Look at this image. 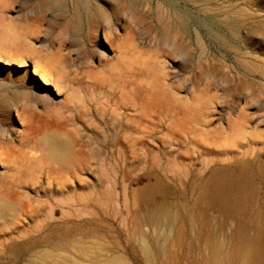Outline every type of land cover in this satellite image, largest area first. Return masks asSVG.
I'll return each instance as SVG.
<instances>
[{
    "label": "rangeland",
    "instance_id": "1",
    "mask_svg": "<svg viewBox=\"0 0 264 264\" xmlns=\"http://www.w3.org/2000/svg\"><path fill=\"white\" fill-rule=\"evenodd\" d=\"M53 1H57L58 3L60 2V5L64 4L63 6H61L62 9L59 8L60 5L55 6ZM112 1L114 4L112 3ZM112 1L11 0L9 9H7L9 6L5 7V9L2 8L3 10L0 7V9L2 10H0V15H2L9 23H11L14 26L15 30H18V32L20 30V32L28 31V33H25V38L27 39L29 44V51L22 50L23 48L21 46H6L7 49L4 51L5 54H1L2 56L0 57L2 61L0 62V144L6 145L10 142V139H13L16 141L17 145H20L19 141L27 138L28 140H24V144H27L26 146L31 147L29 148V150L28 147H24L25 149H27H24L26 155L29 158H31V156H34V159L32 160H35L36 158V161H43L42 163L45 164V166H43L44 168L42 167L39 170L35 171L37 174H35L34 171H26L28 173H25V171L22 170L24 177L27 174L25 179H22L23 175L21 174V171L20 175H18L19 173L17 172H19V170L17 171L16 169H14L13 164H7V166L5 165V167L0 166V192H2V189L11 188V192L7 194V199L13 200L14 197H17L19 201H26L34 209L33 216L27 218L20 226L21 229L27 230L29 234L28 237H25L26 239L16 241L17 245H22L23 242H33V244H30L28 246V248L26 249L27 253L24 257L19 258L18 254L20 253L18 252L20 249H15L16 251H18L16 252L15 250H12V252H10L12 254V259L6 257L4 261H0V264H19L18 262L20 260L21 264H30V262H32L31 259H33V256L34 263L32 262L31 264H37L38 262L39 264H41L42 260L44 264H92V262L94 264L95 260H97L96 264H113L112 260L115 262L114 264H153L154 262V264H166V262L167 264H205L208 260V256L203 254L202 252L206 251V254L209 253H207L208 248L204 242V239L199 235L201 234L202 230L211 233L210 239L213 238L211 240H214L216 242L223 241L222 236L223 238H230L231 235H233V222H236V220H239V222L242 221V223L247 226V230H249L248 236L250 237L254 236V233L255 235H257L260 232L262 233L264 231V43L262 46L257 41L254 42L257 48H261L257 50L259 53L254 51L252 53L248 49H246L243 42L241 41L242 30L238 21L231 20L225 22L223 19H220V17L218 18V16L213 12L216 5V0ZM259 2L260 3H258L256 7L251 6L247 7V9L251 12L254 11L260 16L261 19L264 20V0H260ZM133 3L134 5H132ZM156 3L157 5H155ZM66 4L68 5V7ZM52 5L54 6V8ZM57 6L62 11L63 9H65V11H63L64 13L60 11ZM197 7L199 8L197 9ZM117 8L119 11L122 10L121 13L124 14L120 13L119 15L115 16V11L117 10ZM95 11H99L98 14ZM131 11L133 12L131 13ZM94 13L96 14V16ZM29 25L31 26L29 27ZM75 25L77 28L75 27ZM78 26H80L79 30ZM128 26L131 27L128 28ZM22 27H24L25 29ZM28 27L34 29V33ZM26 28H28L31 33H29V30H27ZM75 29H77L79 32H77ZM74 30L75 32L73 33ZM107 30L112 33V37L116 38V40L120 38L124 39L127 32H132L135 36L134 44L137 45V49H139L140 47L139 50L145 51V56L152 58L153 54V58L159 57L162 61H164L167 66L166 71L170 74L167 83L169 86L174 87L173 94L176 95V97H182L185 102H190L191 106L197 107V112H195L196 119H186L189 127H191L192 129H194L193 127H196L195 129H203L204 125L202 126L200 122L202 120H205L209 121L210 126L211 124L212 126L210 128L209 124L205 125V128L203 130L211 132V134L212 132L214 133L216 130L222 128L228 130L227 123L229 119H234L238 115L239 110L244 109L245 113L249 115V118L253 119L251 123L248 122V132L253 133L255 136L260 133V135H262H259L261 137V139H259L260 141H256L255 143H253L249 135L248 137L242 135L234 136L232 134L228 135L227 133H225L223 137L215 136L216 138H212L214 142H212V140L210 139L211 137H209L211 135L207 136L206 138L203 137L207 139L206 141L208 143H204L205 139L200 138L198 134L191 132H183L182 134H175L172 136H166L165 134H147L140 138L139 145L137 146L133 158H129L132 161L133 159H135L136 164H134L133 166L127 165L125 162V157L128 158L129 153H121L118 150L117 141L120 138L119 136L115 135L120 129L121 125H125L127 123V119L125 117L136 113L135 111H131L133 102L136 99V95L135 97L133 96L128 99H123L117 105H115V102L113 101L111 94H113V91L115 92L114 87L116 83L120 82L119 75H121L122 80V77L126 76L132 69H128L130 67L128 63H122V65L120 64V66L118 65V67L122 68L120 70L117 67V70L112 67L113 63L116 60V54L110 49V47L104 40L103 34L104 31ZM165 33L167 35H165ZM2 35L3 31L0 30V37ZM172 36L174 37V39ZM240 43L241 45H243L241 46ZM9 47L11 50L8 49ZM19 53L20 57L18 56ZM51 57L57 58L60 61L59 63H62L59 67L63 71L61 69H58L59 67L53 69V75L55 74L54 77L56 79L63 80H61V84L65 89L64 96L62 97L56 95V92H54V87H51L50 90H47L46 86L40 84V82H38V79H36V77L34 78V75L32 74L33 67L37 61L41 60L48 62L49 58ZM182 58H184L186 61ZM20 62H23L25 66L19 67L18 65L20 64ZM125 65L129 66L127 67V70L125 69ZM62 66L64 67V69L62 68ZM207 66L208 68L211 67L210 70L213 72L209 80H207V77L203 75V71L205 68H207ZM123 69L128 73L126 71L124 73L122 71ZM215 69L217 70L215 71ZM101 70L105 71V74L107 75L105 80L104 78L106 75H104V72H102ZM118 70L119 72H117ZM120 71H122V74ZM218 71L219 73H217ZM56 72H60V75H57ZM98 72H102L103 74H98ZM220 74L223 75L221 76ZM103 76L104 78L102 79ZM116 77H118L119 81ZM202 78L205 79L203 80ZM109 82H111L110 85L114 89L111 88L110 85H106L109 84ZM207 83H210L207 92L208 95L203 97L206 100H211L209 101V108L204 112V115L202 114L203 112L198 109L200 108V106L197 105L201 100H196L195 102L192 98L193 96H196L202 99L200 92ZM242 89L244 90L242 91ZM252 91L255 94L252 93ZM71 94L73 96L75 95V97L72 98L73 96ZM69 97H71L72 99ZM67 98L69 99L67 100ZM75 98L77 101L75 100ZM74 101L75 103H77L75 104ZM67 102L69 105L67 104ZM126 103L129 105H126ZM63 104L64 107H62ZM80 104H83L86 108H83L84 106L82 107ZM66 105L69 107H67ZM73 105L75 108L73 107ZM65 106L67 107V109ZM99 108L104 109L105 111H98ZM24 109H26V111L30 110L29 112L34 116L33 117L31 114H29V117L34 118V120L33 123H28V126L27 124L21 125L16 116L17 112L24 113ZM77 109L79 111H77ZM75 110L77 112H75ZM111 110L115 115L111 114ZM26 111L25 114L26 116H28V113ZM49 112L51 117H49ZM106 113L108 115H106ZM79 114L81 116H79ZM116 114L119 118L115 117ZM213 115L214 117H212ZM38 117L47 120L49 123H56V127L50 130L41 128V126H39V122L37 121ZM79 117H82V119L78 120ZM84 121L86 122L84 123ZM111 121L116 125L112 124ZM196 121L198 122L197 124ZM144 122L147 127L142 125V129L150 131V127H154L151 123L146 121ZM91 124L94 126H92ZM33 125L36 127H34ZM167 125L168 123H165V125L159 126L158 129H163L164 131H166L165 129ZM30 126L34 128V131L36 130L34 133H32V138L31 136L27 137L26 134V130ZM94 128L95 131L98 130L99 133L98 131L96 133L94 131ZM109 128L115 129L112 131ZM23 133L25 134V136H21V134ZM45 136H59L61 147L70 152L79 148H83L86 153V159L89 160L87 162L89 164L88 170H86L85 173H82L79 167L74 168L73 163L71 162H61L60 160H57L56 157L49 158L48 156H45L48 155V152L45 151L39 144L43 141ZM113 136H115V139L113 138ZM235 137H237L238 139ZM199 138L201 139V141L199 140ZM32 139H34V141ZM219 139H222L224 141V145ZM102 140H105V142H103ZM210 140L211 144H209ZM226 140L227 142H225ZM28 141H30V143L33 141L34 143L32 142L30 144ZM212 143L214 144L212 145ZM232 144H234L233 147H231ZM79 145L82 147H80ZM39 146L41 151L39 150ZM33 147H35V150L33 149L34 151L32 152ZM164 147H166V151ZM238 147L241 148L239 149ZM189 151L191 152L190 154L188 153ZM27 152H29V154ZM95 152L98 154H96ZM185 154L188 156L186 157ZM194 155L196 156V158ZM38 156L40 158L43 157V160H40ZM184 156L186 158H183ZM249 158L251 160H249ZM56 161L57 163H55ZM55 164L59 167H57L56 170L54 169V171L53 168H55ZM120 164H122V166ZM7 169H10V171ZM48 169H52L55 173H53L52 176H49L48 173H46ZM162 169L164 170L162 171ZM15 171L17 172L15 173ZM40 171L43 173H39ZM56 172H59L60 174ZM31 174L35 175L32 176ZM57 174H59L60 176H58ZM210 174L226 175L229 179H231V181H239L243 183L239 184L241 186L243 185L242 191L246 199V204L244 203V208H240L238 210V215L236 217L227 216L226 218V216L223 214H215L216 217H213L210 211L207 212L206 210H201L200 222L199 224H194L188 208H191L195 204L196 199L199 198L200 191L203 186L202 184L208 182L209 177L211 176ZM154 175L159 179L155 178ZM17 176H19L20 182ZM48 176L51 177V179ZM54 176L56 178L55 180ZM2 179L6 180L7 183L5 181H2ZM48 182L49 186L52 188L51 191H49L51 188L48 187ZM152 182L153 185H151ZM21 183L23 187L20 186ZM88 183H90V185ZM190 187H192L193 189ZM15 188L19 189L22 194L14 191L17 190ZM141 188H143V190ZM140 189L144 193L140 191ZM132 190L134 191L132 192ZM154 190L156 191L154 192ZM50 192H52L53 194H50ZM156 193L158 195H155ZM173 194H176L177 196ZM159 195L160 197H158ZM25 196H28V198H25ZM180 197L181 199L178 200V198ZM163 199L165 201L167 199V201L165 202L163 201ZM155 201L156 203H154ZM163 203H166V206L163 205ZM183 204L185 207L183 206ZM145 205L147 207H150L149 212L143 210V207ZM172 205L174 207H172ZM140 206H142V208H140ZM167 207H169V209ZM185 208L187 211L185 210ZM151 209L154 210L151 211ZM178 211H181V213L179 212L178 214ZM243 211L245 213H248L244 215ZM170 212H172V214H170ZM204 212H206L207 216H205ZM188 214H190V216ZM42 215H44V217ZM222 216L225 220L229 219L228 222H225L222 219ZM245 216L248 218H246ZM174 217H176L175 219H177V221L175 220L177 224L174 221ZM204 217L206 218L203 219ZM207 217H209L210 219L207 220ZM169 218L170 221H168ZM148 219H152L151 221L153 223L155 221V224H153ZM230 221L232 222V224ZM162 222H164V225L162 224ZM170 222H173V224ZM213 223L215 224L214 226ZM220 224L223 228L218 227V225ZM226 224L228 225L226 226ZM230 225H232V227ZM152 227L154 228L152 229ZM172 227L174 232L171 233V235L170 232ZM139 229H142L141 231L143 232L144 230L145 232L141 234L142 232L139 231ZM175 232L177 233V235ZM39 233L42 235H40ZM144 233L149 235L145 236ZM185 234L186 236H184ZM213 234L216 236L218 234L219 237L217 236L216 238ZM224 234H226V236H224ZM69 235L71 236L69 237ZM136 235L138 238H135ZM84 237L86 238L85 241H83ZM143 237H147L151 245V250L149 249L148 251L149 253L147 252L148 248L143 241ZM59 238H61L62 240ZM74 240L77 244H79L78 246L76 245V243H73ZM81 240L83 241V243H81ZM141 240L142 244L140 243ZM169 241H171V243H169ZM201 241H203L204 243H201ZM38 242H41V244ZM156 242L158 243V245ZM54 243H57V245H53ZM67 243L69 244L67 245ZM112 243L113 245H111ZM106 244L109 246H107ZM201 244L205 246L202 247ZM35 245L37 246L35 247ZM48 245L51 247H49ZM73 245L76 247L74 248ZM93 245L95 249L91 248V246L93 247ZM115 245L117 246L115 247ZM140 245H143L144 248H141L143 246ZM80 246L82 247V249H80ZM106 246L108 247L107 249L105 248ZM109 247L112 248L113 251H109ZM113 247H115L116 249ZM34 248L35 250L33 251ZM85 248L90 250H87L86 252ZM83 249L84 253H81L82 255H80L79 252L80 250L82 252ZM203 249L204 251H202ZM153 250L157 251V253H155ZM37 251L40 252L37 253ZM114 251L115 253L113 254L112 252ZM150 251H152V253ZM161 251H163L164 253ZM98 252L102 255L100 256ZM150 253L153 256L150 255ZM95 254H97V256ZM147 254L148 256H146ZM154 255L155 258L153 259ZM38 256L40 258L42 257L43 259L38 258ZM53 256L55 257V259L53 258ZM89 256H92L93 259L92 257H90V259ZM119 256L121 257V259ZM204 257L207 258L205 259ZM77 258L80 260H78ZM35 259H37V262L34 261Z\"/></svg>",
    "mask_w": 264,
    "mask_h": 264
},
{
    "label": "bare ground",
    "instance_id": "2",
    "mask_svg": "<svg viewBox=\"0 0 264 264\" xmlns=\"http://www.w3.org/2000/svg\"><path fill=\"white\" fill-rule=\"evenodd\" d=\"M12 1H14V0H12ZM52 1V0H51ZM110 1H112V0H110ZM142 1V0H141ZM187 1V0H186ZM190 1V0H189ZM260 0H216V5H215V7H214V10H213V12L218 16V18L220 17V19H223L225 22L226 21H231V20H237L238 21V23L240 24V28H241V30H242V35H241V41L243 42V44H244V47L246 48V49H248L250 52H252L253 53V51L254 52H258L257 50L258 49H261V48H257L256 47V45L254 44V42L255 41H257L259 44H261L262 46H263V43H264V20L263 19H261L260 18V16L258 15V14H256L254 11L253 12H251L250 10H248L247 9V7H251V6H254V7H256L257 5H258V3H260L259 2ZM27 2V1H26ZM32 2V1H31ZM35 2V1H34ZM54 2V1H53ZM53 2H52V4H53ZM89 2V1H88ZM115 2V1H114ZM10 3H11V0H0V7H1V9L2 8H4L5 9V7H8L9 5H10ZM13 3V2H12ZM29 3V2H28ZM27 3V4H28ZM60 3V2H59ZM57 1H55L54 2V4H55V6L56 5H60ZM93 3V2H92ZM112 3H113V1H112ZM160 3V2H159ZM31 4V3H30ZM34 4V3H33ZM44 4V3H43ZM49 4V3H48ZM62 4H63V2H62ZM78 4H81V3H78ZM86 4H87V2H86ZM114 4V3H113ZM139 4V3H138ZM64 5V4H63ZM63 5H60V9H62L61 8V6H63ZM67 5V4H66ZM91 5V4H90ZM132 5H134V3L132 4ZM146 5V4H145ZM155 5H157V3L155 4ZM160 5V4H159ZM209 5V4H208ZM208 5H206V6H208ZM261 5V4H260ZM40 6V5H39ZM53 6V5H52ZM81 6V5H80ZM139 6V5H138ZM154 6V5H153ZM214 6V5H213ZM246 6V7H245ZM12 7V6H11ZM44 7V6H43ZM50 7V6H49ZM67 7H68V5H67ZM119 7V6H118ZM205 7V6H204ZM210 7V6H209ZM212 7V6H211ZM10 8V6L7 8V9H9ZM53 8H54V6H53ZM56 8V7H55ZM57 8H58V6H57ZM56 8V9H57ZM58 8V9H59ZM81 8V7H80ZM199 7H197V9H198ZM259 8V7H258ZM0 9V10H1ZM39 9V8H38ZM56 9H54V10H56ZM59 9V10H60ZM83 9V8H82ZM133 9V8H132ZM3 10V9H2ZM1 10V11H2ZM91 10V9H90ZM255 10V9H254ZM60 11H62V10H60ZM63 11H65V9H63ZM62 11V12H63ZM122 11V10H121ZM121 11H119L118 10V8H117V10L115 11V16H117V15H119L120 13H121ZM155 11V10H154ZM258 11V10H257ZM96 12V11H95ZM98 12L99 11H97L96 13L98 14ZM133 11H131V13H132ZM58 13V12H57ZM61 13V12H60ZM64 13V12H63ZM95 14V13H94ZM121 14H124V13H121ZM155 14V13H154ZM181 15V14H180ZM95 16H96V14H95ZM130 16V15H129ZM132 17H134V16H132ZM105 18H106V16H105ZM41 19V18H40ZM103 19V18H102ZM75 21V20H74ZM222 21V20H221ZM219 22V21H218ZM220 23V22H219ZM158 25V24H157ZM174 25V24H173ZM16 26V25H15ZM31 25H29V27H30ZM165 26V25H164ZM167 26V25H166ZM169 26V25H168ZM28 27V28H29ZM74 27V26H73ZM75 27H76V25H75ZM79 27L80 26H78V30H79ZM129 27H131V26H128V28ZM22 28H24V27H22ZM26 28L27 30H31L32 32L34 31V29H32V28ZM77 28V27H76ZM25 29V28H24ZM172 29H174V28H172ZM0 30L1 31H3V35L0 37V57L2 56L1 54H5L4 53V51L7 49V47L6 46H21L23 49L22 50H25V51H29V44H28V41H27V39L25 38V33H28V31H23V29H22V31L23 32H18V30H15V28H14V26L11 24V23H9L2 15H0ZM29 30V33H31V31ZM77 32H79L77 29H75ZM75 30L73 31V33L75 32ZM169 30V29H168ZM177 31V30H176ZM34 33V32H33ZM36 33V32H35ZM164 33V32H163ZM162 33V34H163ZM172 34H173V32H172ZM207 34V33H206ZM165 35H167L166 33H165ZM164 35V36H165ZM217 35V34H216ZM103 36H104V40H105V42L108 44V46L110 47V49L113 51V52H115V54H116V60H115V62L113 63V68L114 69H116V67L117 68H119V70L120 69H122V68H120V67H118V65L120 66V64L122 65V63H128V65L131 67H129L128 65H125L126 67H125V69L127 70V67H129L128 69H132V70H130V72L128 73L126 70H122L124 73H125V71L128 73L126 76H124V77H122L123 79L121 80V75H119L120 76V82H118L119 80H118V77H116L117 78V82L118 83H116V85H115V92L113 91V94H111L112 95V98H113V101L115 102V105H117V104H119L123 99H128V98H130V97H135V95H136V99H135V101L133 102V105H132V112L133 111H135L136 113H134L133 115H128V116H126L125 118L127 119V123L125 124V125H121V127H120V129L117 131V133H116V135L115 136H119V140L117 141L118 143H117V145H118V150L121 152V153H129V157L127 158V157H125V162H126V164L127 165H129V166H133L134 164H136V160L135 159H133V161L132 160H130L129 158H133V156H134V154H135V152H136V149H137V146L139 145V142H140V138L141 137H143L144 135H147V134H165L166 136H172V135H175V134H182L183 132H185V133H195V134H198L199 136H200V138H203V137H207V136H209V135H211V136H209V137H211L210 139L212 140V138H214L215 136H217V137H223V135L225 134V133H227L228 135L229 134H232V135H242V136H247L248 137V135H249V137L251 138V141H253V143H255L256 141H260L259 139H261V137L260 136H262V135H260V133L258 134V135H254L253 133H250V132H248V122L249 123H251L252 122V120L253 119H250L249 118V115L247 114V113H245V111H244V109L243 110H239V112H238V115L234 118V119H229V121H228V130H225L224 128H222V129H219V130H216L214 133L212 132V134H211V132H207V131H205V130H203L204 128H205V125H208L209 124V126H210V122L209 121H205V120H200L199 118V120L201 121L200 123L202 124V126L204 125V128L203 129H195L196 127H193L194 129H192L191 127H189L188 126V123L186 122V119L187 118H191V119H194L195 118V112H197V107H194V106H191V103L190 102H185L184 100H183V98L182 97H176V95H174L173 93V89H174V87L173 86H169L168 85V83H167V80H168V78H169V76H170V74H169V72H167L166 71V69H167V66H166V64L164 63V61H162L159 57H157V58H153V54H152V58H150V57H148V56H145V51H141V50H139L140 49V47H139V49H137V45L136 44H134V35H133V33L132 32H127V34H126V37L124 38V39H122V38H120V39H117L116 40V38H114V37H112V33L110 32V31H104V34H103ZM159 36V35H158ZM157 36V37H158ZM174 36V35H173ZM172 36V37H173ZM180 36V35H179ZM214 36V35H213ZM234 36V35H233ZM162 37V36H161ZM182 37V36H181ZM195 37V36H194ZM239 37V36H238ZM166 38V37H165ZM219 38H223V37H219ZM225 38V37H224ZM173 39H174V37H173ZM217 39V38H216ZM234 39V38H233ZM236 39V38H235ZM169 40V39H168ZM180 40V39H179ZM196 40V39H195ZM222 40V39H221ZM144 41V40H143ZM142 41V42H143ZM153 41V40H152ZM170 41V40H169ZM223 41H226V40H223ZM175 42V41H174ZM144 43V42H143ZM170 43V42H169ZM225 43V42H224ZM184 44V43H183ZM227 44V43H226ZM242 44V45H243ZM257 44V43H256ZM151 45V44H150ZM197 45V44H196ZM240 45H241V43H240ZM241 45V46H242ZM142 46H144V45H142ZM180 46V45H179ZM185 46V45H184ZM189 46H192V45H189ZM169 47H170V45H169ZM172 48V47H171ZM198 48V47H197ZM8 49H10V47L8 48ZM19 49V48H18ZM32 49V48H31ZM179 49H180V47H179ZM191 49V48H190ZM245 49V50H246ZM11 50V49H10ZM31 51V50H30ZM164 51V50H163ZM162 51V52H163ZM19 52V51H18ZM18 52H17V54H18ZM165 52V51H164ZM181 52V51H180ZM184 52V51H183ZM189 52V51H188ZM243 52H245V51H243ZM6 53H8V52H6ZM32 53V52H31ZM149 53V52H148ZM192 53V52H191ZM259 53V52H258ZM264 53V52H263ZM263 53H261V54H263ZM159 54V53H158ZM157 54V55H158ZM182 54V53H181ZM184 54V53H183ZM170 55V54H169ZM180 55V54H179ZM239 55V54H238ZM15 56V55H14ZM19 57H20V53H19V55H18ZM171 57H172V55H171ZM184 57V56H183ZM186 57V56H185ZM238 57V56H237ZM190 58V57H189ZM246 58V57H245ZM182 59H184V58H182ZM181 59V60H182ZM188 59V58H187ZM185 60V59H184ZM183 60V61H184ZM190 60V59H189ZM188 60V61H189ZM182 61V62H183ZM186 61V60H185ZM0 62H2L1 61V59H0ZM45 62V63H44ZM60 61L57 59V58H54V57H51V58H49V61L48 62H46V61H37L36 63H35V65H34V67H33V70H32V74L34 75V78L36 77V79H38V82H40V84H42V85H44V86H46V89L47 90H50L51 89V87H54V92H56V95L57 96H60V97H62V96H64V87H63V85L61 84V80H59V79H56L55 77H54V75H53V69L54 68H58L59 66H60V64H62V63H59ZM181 62V63H182ZM184 65V64H183ZM1 66V65H0ZM19 67H22V66H25V64L23 63V62H20V64L18 65ZM124 66V65H123ZM206 66V65H205ZM211 66V65H210ZM110 67V66H109ZM111 67V68H112ZM213 67V66H212ZM62 68L64 69V67L62 66ZM110 68V69H111ZM214 68V67H213ZM58 69H61L60 67L58 68ZM109 69V68H108ZM113 69V70H114ZM211 69V67H209L208 68V66H207V68H205L204 69V71H203V75L205 76V77H207V80H209V78L211 77V75L213 74V72L210 70ZM62 70V69H61ZM117 70V69H116ZM115 70V71H116ZM119 70L117 71V72H119ZM217 69H215V71H216ZM63 71V70H62ZM102 71V70H101ZM122 71H120L121 72V74H122ZM55 72V71H54ZM66 72V71H65ZM102 72H104V75H106L105 74V71H102ZM102 72H98V74H100V73H102ZM185 72V71H184ZM123 73V74H124ZM217 73H219V71L217 72ZM221 73V72H220ZM56 74L57 75H60V72L59 73H57L56 72ZM103 74V73H102ZM101 74V75H102ZM216 74V73H215ZM217 75V74H216ZM221 75V74H220ZM223 75V74H222ZM221 75V76H222ZM97 76H99V75H97ZM97 76H96V78H97ZM219 76V75H218ZM224 76H225V73H224ZM229 76V75H228ZM101 77V76H100ZM99 77V78H100ZM106 77H107V75L105 76V78H104V76L102 77V79L104 78V80L106 79ZM230 77V76H229ZM260 77V76H259ZM62 78V77H61ZM110 78V77H109ZM109 78H108V81H109ZM200 78V77H199ZM223 78V77H222ZM262 78V77H261ZM203 79V78H202ZM205 79V78H204ZM203 79V80H204ZM231 79V78H230ZM112 80V79H111ZM110 80V81H111ZM114 80V79H113ZM63 81V80H62ZM222 81V80H221ZM225 82V81H224ZM223 82V83H224ZM231 82H232V80H231ZM104 83H105V81H104ZM115 83V82H114ZM143 83H144V85H146V86H144L143 85ZM211 83V82H210ZM210 83H207V84H205V86H204V88L201 90V92H200V94H201V96H202V99H200V97L198 98V97H196V96H193V100L196 102V100H201V101H199V102H197V103H199V104H197L198 106H200V108H198L199 110H201L203 113L202 114H204V112L209 108V101L211 100V99H209V100H206L203 96H207L208 94H207V92H208V89H209V86H210ZM218 83H220V82H218ZM227 83V82H226ZM111 84V82H109V84H106V85H110ZM113 84V83H112ZM244 84H245V82H244ZM111 86V85H110ZM241 86V85H240ZM249 86V85H248ZM247 86V87H248ZM251 86V85H250ZM203 87V86H202ZM201 87V88H202ZM246 87V88H247ZM253 87H254V85H253ZM111 88H113L112 86H111ZM113 88V89H114ZM244 88H245V86H244ZM255 88H256V86H255ZM248 89V88H247ZM240 90V89H239ZM244 89H242V91H243ZM199 91V90H198ZM241 91V90H240ZM106 92V91H105ZM197 92V91H196ZM254 92H255V89H254ZM253 91H252V93H254ZM67 93V92H66ZM27 94H28V92H27ZM96 94V93H95ZM255 94V93H254ZM34 95V94H33ZM68 95H70V94H68ZM72 95V94H71ZM97 95V94H96ZM106 95V94H105ZM104 95V96H105ZM178 95H182V94H178ZM197 95H198V93H197ZM24 96V95H23ZM56 96V97H57ZM67 96V95H66ZM65 96V97H66ZM73 96V95H72ZM71 96V97H72ZM98 96V95H97ZM25 97V96H24ZM29 97V96H28ZM71 97H69V98H71ZM75 97V95L72 97V98H74ZM79 97V96H78ZM77 97V98H78ZM93 97V96H92ZM256 97V96H255ZM260 97V96H259ZM69 98H67V100L69 99ZM71 98V99H72ZM98 98V97H97ZM70 99V100H71ZM88 99H90V98H88ZM87 99V100H88ZM32 100V99H31ZM64 100V99H63ZM75 100H76V98H75ZM82 100V99H81ZM99 100V99H98ZM34 101V100H33ZM77 101V100H76ZM84 101V100H83ZM93 101V100H92ZM132 101V100H131ZM69 102V101H68ZM68 102H67V104H68ZM78 102H80V101H78ZM90 102V101H89ZM100 102V101H99ZM212 102V101H211ZM74 103H75V101H74ZM77 103V102H76ZM75 103V104H76ZM62 104V103H61ZM61 104H60V106H61ZM95 104V103H94ZM93 104V105H94ZM194 104V103H193ZM69 105V104H68ZM78 105V104H77ZM76 105V106H77ZM81 105V104H80ZM89 105H91V104H89ZM100 105H102V104H100ZM126 105H129V104H127L126 103ZM67 106V105H66ZM65 106V107H66ZM82 107L84 106L83 104L81 105ZM96 106V105H95ZM102 106H104V105H102ZM101 106V107H102ZM113 106V105H112ZM62 107H64V104H63V106ZM67 107H69V106H67ZM67 107H66V109H67ZM71 107H72V105H71ZM73 107H74V105H73ZM125 107V106H124ZM129 107V106H128ZM75 108V107H74ZM83 108H86L85 106L83 107ZM122 108V107H121ZM211 108V107H210ZM19 109V108H18ZM246 109V108H245ZM14 110V109H13ZM25 111H26V109H24ZM96 110V109H95ZM99 110H104V109H98V111ZM125 110V109H124ZM130 110V109H129ZM25 111H24V113H16V116H17V118H18V120L20 121V123H21V125H25V124H27V126H28V123H33V120H34V118H32V117H29L30 115L29 114H31L32 116H33V114L32 113H30L28 110L26 111L27 113H28V116H26V114H25ZM71 111V110H70ZM77 111H79L78 109H77ZM76 110H75V112H77ZM89 111V110H88ZM97 111V110H96ZM105 111V110H104ZM112 111V110H111ZM126 111V110H125ZM200 111V112H201ZM45 112H48V111H45ZM69 112V111H68ZM101 112H103V111H101ZM52 113V112H51ZM73 113V112H72ZM82 113V112H81ZM95 113V112H94ZM105 113V112H104ZM211 113H213V112H211ZM67 114V113H66ZM99 114V113H98ZM110 114V113H109ZM111 114H114L113 113V111H112V113ZM110 114V115H111ZM39 115H41V114H39ZM76 115V114H75ZM91 115V114H90ZM95 115H97V114H95ZM103 115V114H102ZM106 115H108L107 113H106ZM109 115V116H110ZM115 115V114H114ZM125 115V114H124ZM205 115V114H204ZM79 116H81L80 114H79ZM109 116H108V118H109ZM121 116V115H120ZM197 116V115H196ZM34 117V116H33ZM49 117H51V115H50V112H49ZM76 117V116H75ZM99 117V116H98ZM105 117H107V116H105ZM114 117V116H113ZM116 118L118 117L117 116V114H116V116H115ZM212 117H214V115L212 116ZM212 117H210V118H212ZM101 118H102V116H101ZM119 118V117H118ZM30 119V120H29ZM49 119V118H48ZM80 119H82V117H79V119L78 120H80ZM90 119V118H89ZM98 119V118H97ZM196 119V118H195ZM51 120V119H50ZM75 120V119H74ZM100 120V119H99ZM103 120V119H102ZM105 120V119H104ZM109 120V119H108ZM111 120V119H110ZM120 120V119H119ZM37 121L39 122V126H41V128H45L46 130H50V129H53V128H55L56 127V123H49L47 120H44V119H41V118H37ZM73 121V120H72ZM106 121V120H105ZM124 121V120H123ZM144 121H146V122H149V123H151L154 127H150L151 128V130L149 131V130H145V129H142L141 128V126L142 125H144L145 127H147V125H145V122ZM82 122V121H81ZM86 121H84V123H85ZM87 122H88V120H87ZM209 122V123H208ZM212 122V121H211ZM37 123V122H36ZM79 123V122H78ZM98 123V122H97ZM104 123V122H103ZM109 123V122H108ZM111 123L112 124H114L112 121H111ZM120 123V122H119ZM165 123H168V125H167V127H166V131H164L163 129H158L159 128V126H161V125H165ZM198 122L196 121V124H197ZM200 123H199V125H200ZM206 123V124H205ZM213 123V122H212ZM92 124H94V123H92ZM91 124V125H92ZM75 125V124H74ZM90 125V126H91ZM114 125H116V124H114ZM114 125H112V126H114ZM120 125V124H119ZM34 126V125H33ZM83 126H85V125H83ZM89 126V125H88ZM92 126H94V125H92ZM109 126H110V124H109ZM211 126H212V124H211ZM211 126H210V128H211ZM34 127H36V126H34ZM87 127V126H86ZM105 127V126H104ZM117 127H119V126H117ZM202 128V127H201ZM37 129V128H36ZM110 129V128H109ZM115 129V128H114ZM113 128L112 129H110V130H114ZM118 129V128H117ZM36 131V130H35ZM34 131V128H32L31 126L30 127H28L27 128V130H26V134H27V137H29V136H31V138H32V136H33V134L32 133H34L35 132ZM59 131V130H58ZM89 131H90V127H89ZM94 131H95V128H94ZM97 131L98 130H96L95 132L97 133ZM108 132V131H107ZM88 133H90V132H88ZM98 133H99V131H98ZM114 133H115V131H114ZM42 134V133H41ZM40 134V135H41ZM101 134V133H100ZM113 134V133H112ZM256 134V133H255ZM38 135V134H37ZM190 135V134H189ZM212 135H214V136H212ZM260 135V136H259ZM21 136H25V134L23 133V134H21ZM36 136V135H35ZM95 136V135H94ZM110 136V135H109ZM115 136H113V138L115 137ZM151 136H153V135H151ZM198 136V137H199ZM9 137V136H8ZM87 137V136H86ZM96 137V136H95ZM111 137V136H110ZM99 138V137H98ZM101 138V137H100ZM199 138V140L201 141V139ZM205 138H203V139H205ZM216 138V137H215ZM235 138H237V137H235ZM115 139V138H114ZM202 139V140H203ZM223 139V138H222ZM220 140L221 141V143L223 144L224 143V141L223 140ZM224 139H225V137H224ZM238 139V138H237ZM24 140H28L27 138H25ZM23 139L22 140H20L19 142H20V145H17L16 144V141L15 140H13V139H10V142L9 143H7L6 145L4 144V145H1L0 144V166H2V167H5V165L7 166V164L9 165V164H13V166H14V169H16L17 171L19 170V172H17V171H15V173L17 172V173H19L18 175H20V171H21V174L23 175V177H22V179L24 178H26V175H25V177H24V174H23V172H22V170L23 171H25V173H28V172H26V171H34V173L35 174H37L35 171L36 170H39L40 168H42L43 166H45V164H43L42 162L43 161H36V158H35V160H32V159H34L33 157L34 156H31V158H29L27 155H26V153L24 152V147L27 145H25L24 144V141ZM33 141H34V139H32ZM36 140V139H35ZM68 140V139H67ZM197 140V139H196ZM207 139H205V141H204V143L206 142V143H208L207 141H206ZM211 140H210V143L209 144H211ZM32 141V142H33ZM103 141V140H102ZM110 141V140H109ZM123 141H124V143H123ZM209 141V140H208ZM216 141V140H215ZM29 143H30V141H28ZM31 142V143H32ZM65 142V141H64ZM103 142H105V140L103 141ZM212 142H214V140H212ZM225 142H227V140L225 141ZM2 143V142H1ZM30 143V144H31ZM34 143V142H33ZM81 143V142H80ZM174 143V142H173ZM202 143V142H201ZM220 143V142H219ZM40 144V146L45 150V151H47L48 152V155H45V156H48L49 158L50 157H56V159L57 160H60L61 162H71V163H73V166H74V168H78L79 167V169H80V171L82 172V173H85V171L86 170H88V166H89V164L87 163L89 160H87L86 159V153H85V150L83 149V148H79V149H77V150H74V151H72V152H70V151H67V150H65V149H63L62 147H61V142H60V137L59 136H45L44 137V139H43V141L41 142V143H39ZM38 144V145H39ZM67 144V143H66ZM82 144V143H81ZM102 144V143H101ZM100 144V145H101ZM160 144V143H159ZM161 144H162V142H161ZM214 143H212V145H213ZM261 144H263V143H261ZM93 145V144H92ZM105 145V144H104ZM150 145V144H149ZM148 145V146H149ZM171 145V144H170ZM224 145V144H223ZM228 145V144H227ZM230 145V144H229ZM233 145L234 144H232L231 145V147H233ZM240 145V144H239ZM238 145V146H239ZM255 145V144H254ZM32 146H33V144H32ZM40 146H39V150H40ZM80 146V145H79ZM106 146V145H105ZM140 146H142V145H140ZM161 146V145H160ZM262 146V145H261ZM26 147H28V146H26ZM31 147V146H30ZM30 147H28V150H29V148ZM36 147V146H35ZM35 147H33L32 148V152L35 150L34 148ZM72 147H74V146H72ZM80 147H82V146H80ZM173 147V146H172ZM247 147V146H246ZM250 147V146H249ZM259 147H260V144H259ZM91 148V147H90ZM153 148V147H152ZM162 148V147H161ZM166 147H164V149H165ZM170 148V147H169ZM168 148V149H169ZM239 148V147H238ZM241 148V147H240ZM239 148V149H240ZM244 148V147H243ZM34 149V150H33ZM103 149H105V148H103ZM156 149V148H155ZM158 149V148H157ZM191 149V148H190ZM231 149H234V148H231ZM25 150H27V149H25ZM38 150V151H39ZM37 151V150H36ZM41 151V150H40ZM165 151H166V149H165ZM169 151H171V150H169ZM219 151V150H218ZM244 151V150H243ZM248 151V150H247ZM97 152V151H96ZM95 152V153H96ZM98 152H100V151H98ZM111 152V151H110ZM177 152V151H176ZM28 154H29V152H27ZM31 153V152H30ZM35 153V152H34ZM38 153V152H37ZM40 153V152H39ZM152 153V152H151ZM189 154L191 153L190 151L188 152ZM205 153V152H204ZM217 153H219V152H217ZM32 154V153H31ZM30 154V155H31ZM41 154V153H40ZM96 154H98V153H96ZM109 154H111V153H109ZM193 154V153H192ZM211 154V153H210ZM210 154H208V155H210ZM263 154V153H262ZM29 155V156H30ZM38 155V154H37ZM103 155V154H102ZM114 155V154H113ZM150 155V154H149ZM152 155V154H151ZM186 155V154H185ZM206 155H207V153H206ZM237 155H239V154H237ZM264 155V154H263ZM112 156V155H111ZM170 156V155H169ZM188 155H186V157H187ZM195 156V155H194ZM223 156V155H222ZM231 156V155H230ZM39 157V156H38ZM179 157V156H178ZM178 157H177V159H178ZM182 157V156H181ZM185 156L183 157V158H186ZM198 157V156H197ZM225 157V156H224ZM43 158V157H42ZM42 158H40L39 157V159L40 160H43ZM92 158V157H91ZM164 158H166V157H164ZM195 158H196V156H195ZM199 158V157H198ZM223 158V157H222ZM235 158H237V157H235ZM192 159H193V157H192ZM200 159V158H199ZM45 160V159H44ZM49 160V159H48ZM113 160V159H112ZM188 160H190V159H188ZM249 160H251L250 158H249ZM255 160V159H254ZM259 160V159H258ZM141 161V160H140ZM150 161V160H149ZM239 161V160H238ZM260 161V160H259ZM236 162V161H235ZM234 162V163H235ZM256 162V161H255ZM50 163V162H49ZM55 163H57V161L55 162ZM140 163V162H139ZM195 163V162H194ZM259 163V162H258ZM54 164V163H53ZM88 164V165H87ZM238 164V163H237ZM58 165V164H57ZM121 166H122V164H120ZM230 165V164H229ZM12 166V167H13ZM92 166H93V164H92ZM137 166V165H136ZM164 166V165H163ZM190 166V165H189ZM9 167V166H8ZM57 167H59V166H56V164H55V168H53V170L55 169H57ZM165 167V166H164ZM261 167V166H260ZM11 168V167H10ZM44 168V167H43ZM122 168V167H121ZM14 169H12V170H14ZM47 169V168H46ZM46 169H45V171H46ZM212 169H213V167H212ZM235 169H236V167H235ZM250 169V168H249ZM7 170H9L10 171V169H7ZM11 170V171H12ZM53 170L52 169H48V171L46 172V173H48V175L50 176H52V174L53 173H55V172H53ZM54 170V171H55ZM122 170V169H121ZM135 170V169H134ZM149 170H151V169H149ZM158 170V169H157ZM164 169H162V171H163ZM167 170H168V168H167ZM215 170V169H214ZM57 171H59V170H57ZM75 171V170H74ZM111 171V170H110ZM161 171V172H162ZM192 171V170H191ZM195 171V170H194ZM79 172V171H78ZM94 172V171H93ZM118 172H119V170H118ZM135 172V171H134ZM258 172H259V170H258ZM14 173V174H15ZM39 173H43V172H39ZM45 173V172H44ZM56 173H59V172H56ZM73 173V172H72ZM81 173V174H82ZM153 173V172H152ZM216 173V172H215ZM220 173V172H219ZM233 173H234V171H233ZM30 174V173H29ZM34 174V175H35ZM60 174V173H59ZM59 174H57L58 176H60ZM244 174V173H243ZM21 175V176H22ZM32 175V174H31ZM34 175H32V176H34ZM44 175V174H43ZM55 175V174H54ZM66 175V174H65ZM149 175V174H148ZM167 175V174H166ZM211 175V174H210ZM263 175H264V169H263ZM48 176V177H49ZM67 176V175H66ZM85 176V175H84ZM152 176V175H151ZM157 176V175H156ZM159 176V175H158ZM171 176V175H170ZM200 176V175H199ZM240 176V175H239ZM18 178H19V176H17ZM144 177V176H143ZM148 177V176H147ZM154 177H155V175H154ZM165 177V176H164ZM7 178H8V176H7ZM50 179H51V177H49ZM79 178V177H78ZM95 178V177H94ZM150 178H152V177H150ZM155 178H158V177H155ZM166 178V177H165ZM190 178V177H189ZM6 179V178H5ZM12 179V178H11ZM21 179V180H22ZM29 179H31V178H29ZM29 179H27V180H29ZM49 179V180H50ZM56 178H55V176H54V180H55ZM120 179V178H119ZM154 179V178H153ZM159 179V178H158ZM13 180V179H12ZM46 180H47V178H46ZM97 180V179H96ZM151 180V179H150ZM173 180V179H172ZM199 180V179H198ZM203 180V179H202ZM241 180V179H240ZM2 181H5L6 182V180H4V179H2ZM24 181V180H23ZM120 181H122V180H120ZM242 181V180H241ZM19 182H20V178H19ZM192 182V181H191ZM7 183V182H6ZM14 183V182H13ZM13 183H12V185H13ZM99 183V182H98ZM97 183V184H98ZM103 183V182H102ZM150 183V182H149ZM148 183V184H149ZM175 183V182H174ZM188 183V182H187ZM201 183V182H200ZM205 183V182H204ZM239 183H241V182H239V181H231V179H229L226 175H220V174H214V175H211L210 177H209V180H208V182L207 183H205V184H202L203 186H202V188H201V191H200V196H199V198H197L196 199V201H195V204L191 207V208H188L189 209V212L191 213V217H192V220H193V223L194 224H199V222H200V213H201V210H206L207 212H211V214L213 215V217H216V215L215 214H223V215H225L226 216V218H227V216L229 217H236L237 215H238V210L240 209V208H244L243 207V204L245 203L246 204V199H245V196H244V193H243V191H242V186L239 184ZM11 184V183H10ZM26 184V183H25ZM24 184V185H25ZM84 184V183H83ZM89 185H90V183H88ZM131 184V183H130ZM198 184V183H197ZM241 184H243V183H241ZM20 185V184H19ZM100 185V184H99ZM151 185H153V182L151 183ZM158 185V184H157ZM199 185V184H198ZM1 186H3V185H1ZM15 186V185H14ZM16 186H18V185H16ZM20 186H22V183H21V185ZM188 186V185H187ZM192 186V185H191ZM196 186V185H195ZM23 187V186H22ZM48 187H50L49 186V182H48ZM47 187V188H48ZM98 187V186H97ZM8 188H9V186H8ZM46 188V189H47ZM51 188V187H50ZM93 188V187H92ZM122 188V187H121ZM140 188V187H139ZM145 188V187H144ZM190 188H192V187H190ZM198 188V187H197ZM13 189V188H12ZM15 189H17V188H15ZM21 189V188H20ZM27 189V188H26ZM25 189V190H26ZM86 189H88V188H86ZM120 189V188H119ZM142 190H143V188H141ZM140 189V191H142ZM159 189V188H158ZM162 189V188H161ZM193 189V188H192ZM0 190H1V187H0ZM52 190V188L49 190V191H51ZM160 190V189H159ZM14 191H16L17 193H19V194H22V192L21 191H19V189H17V190H14ZM29 191V190H28ZM40 191V190H39ZM72 191V190H71ZM134 190H132V192H133ZM139 191V190H138ZM148 191V190H147ZM156 190H154V192H155ZM161 191V190H160ZM163 191H164V189H163ZM186 191V190H185ZM192 191V190H191ZM247 191V190H246ZM11 192V188H9V189H2V192H0V248H1V250H0V261H4L5 259H6V257L7 258H11L12 257V254L10 253V252H12V250L14 251L15 249H20L19 250V252L18 253H20V254H18L19 255V258L20 257H24L25 255H26V249L28 248V246L30 245V244H33V242L31 243V242H23L22 243V245H17L16 244V241L17 240H22V239H26L25 237H28V232H27V230H25V229H21L20 228V226H21V224L27 219V218H29V217H31V216H33V214H34V209L31 207V205L29 204V203H27L26 201L24 202V201H19V199L17 198V197H14V199L13 200H9V199H7L6 197L8 196L7 194H9ZM121 192V191H120ZM143 192V191H142ZM141 192V193H142ZM183 192H184V190H183ZM182 192V193H183ZM188 192V191H187ZM264 192V191H263ZM6 193V194H5ZM15 193V192H14ZM35 193V192H34ZM37 193V192H36ZM52 192H50V194H51ZM59 193V192H58ZM66 193H67V191H66ZM140 193V194H141ZM144 193V192H143ZM162 193H164V192H162ZM161 193V194H162ZM182 193H181V195H182ZM191 193V192H190ZM196 193V192H195ZM199 193V192H198ZM43 194V193H42ZM49 194V193H48ZM53 194V193H52ZM62 194V193H61ZM150 194H151V192H150ZM249 194V193H248ZM35 195V194H34ZM145 195H147V194H145ZM155 195H158L157 193L155 194ZM154 195V196H155ZM163 195V194H162ZM161 195V196H162ZM165 195V194H164ZM173 195H176V194H173ZM180 195V196H181ZM189 195V194H188ZM191 195V194H190ZM263 195V194H262ZM36 196V195H35ZM46 196V195H45ZM44 196V197H45ZM48 196V195H47ZM63 196V195H62ZM168 196V195H167ZM177 196V195H176ZM194 196V195H193ZM50 197V196H49ZM133 197V196H132ZM146 197V196H145ZM158 197H160V195L158 196ZM163 197V196H162ZM192 197V196H191ZM25 198H28V196H25ZM47 198V197H46ZM96 198V197H95ZM94 198V199H95ZM138 198V197H137ZM172 198V197H171ZM175 198V197H174ZM5 199V200H4ZM179 199H181V197L180 198H178V200ZM186 199H188V198H186ZM133 200V199H132ZM153 200V199H152ZM177 200V201H178ZM154 201V200H153ZM161 201V200H160ZM163 201H165L164 199H163ZM166 201H167V199H166ZM165 201V202H166ZM97 202V201H96ZM152 202V201H151ZM150 202V203H151ZM158 202V201H157ZM170 202V201H169ZM180 202V201H179ZM190 202V201H189ZM257 202V201H256ZM261 202V201H260ZM54 203V202H53ZM122 203V202H121ZM146 203V202H145ZM154 203H156V201L154 202ZM154 203H152V204H154ZM159 203V202H158ZM157 203V204H158ZM181 203V202H180ZM179 203V204H180ZM183 203V202H182ZM192 203V202H191ZM55 204V203H54ZM151 204V205H152ZM166 204V203H165ZM164 203H163V205H165ZM253 204V203H252ZM168 205V204H167ZM170 205H171V203H170ZM181 205V204H180ZM60 206V205H59ZM122 206V205H121ZM153 206V205H152ZM159 206V205H158ZM166 206V205H165ZM165 206H162V207H165ZM183 206H184V204H183ZM246 206H248V205H246ZM252 206V205H251ZM260 206V205H259ZM58 207V206H57ZM62 207V206H61ZM116 207V206H115ZM133 207V206H132ZM155 207V206H154ZM172 207H174L173 205H172ZM185 207V206H184ZM258 207V206H257ZM47 208V207H46ZM66 208V207H65ZM84 208H85V206H84ZM140 208H142V206H140ZM168 209H169V207H167ZM177 208V207H176ZM264 208V207H263ZM58 209V208H57ZM161 209V208H160ZM173 209H175V208H173ZM46 210V209H45ZM115 210H117V209H115ZM143 210H146V211H150V207L148 206H144L143 207ZM154 210V209H153ZM152 209H151V211H153ZM163 210H164V208H163ZM179 210V209H178ZM185 210H186V208H185ZM246 210V209H245ZM261 210V209H260ZM142 211V210H141ZM187 211V210H186ZM262 211V210H261ZM122 212V211H121ZM120 212V213H121ZM143 212V211H142ZM179 212L181 213V211H178L177 213L179 214ZM244 212V211H243ZM242 212V213H243ZM43 213V212H42ZM41 213V214H42ZM75 213V212H74ZM140 213V212H139ZM147 213V212H146ZM152 213V212H151ZM151 213H149V214H151ZM205 213V216H207L206 215V212H204ZM248 213V212H247ZM247 213H245L244 212V215L245 214H247ZM261 213V212H260ZM39 214V213H38ZM148 214V215H149ZM170 214H172V212H170ZM187 214V213H186ZM210 214V213H209ZM241 214V213H240ZM147 215V214H146ZM189 216H190V214H188ZM259 215V214H258ZM41 216V215H40ZM43 217H44V215H42ZM150 216V215H149ZM211 216V215H210ZM246 217V216H245ZM176 217H174V221L176 220L177 221V219H175ZM206 217H204L203 219H205ZM220 218V217H219ZM224 217L222 216V219H223ZM246 218H248V217H246ZM264 218V217H263ZM39 219V218H38ZM154 219V218H153ZM171 219H173V218H171ZM210 218L209 217H207V220H209ZM232 219V218H231ZM230 219V220H231ZM235 219H237V218H235ZM30 220H32V219H30ZM136 220V219H135ZM149 220V219H148ZM152 220V219H151ZM151 220H149V221H151ZM211 220H213V219H211ZM221 220V219H220ZM220 220H219V222H220ZM225 222H228V220L226 219H223ZM259 220V219H258ZM129 221V220H128ZM148 221V222H149ZM163 221V220H162ZM168 221H170V218L168 219ZM168 221H166V222H168ZM173 221V220H172ZM175 221V222H176ZM206 221V220H205ZM235 221V220H234ZM34 222V221H33ZM56 222V221H55ZM70 222V221H69ZM147 222V223H148ZM152 222V221H151ZM174 222V223H175ZM209 222V221H208ZM231 222V221H230ZM248 222V221H247ZM250 222V221H249ZM259 222V221H258ZM262 222V221H261ZM264 222V221H263ZM62 223V222H61ZM150 223V222H149ZM153 223V222H152ZM164 222H162V224H163ZM170 223H172L173 224V222H170ZM143 224H144V222H143ZM153 224H155V221H154V223ZM152 224V225H153ZM169 224V223H168ZM176 224H177V222H176ZM206 224V223H205ZM212 224V223H211ZM217 224H219V223H217ZM216 224V225H217ZM222 224H224V223H222ZM231 224H232V222H231ZM53 225V224H52ZM51 225V226H52ZM57 225H59V224H57ZM134 225V224H133ZM136 225V224H135ZM164 225V224H163ZM207 225V224H206ZM215 224L213 223V226H214ZM228 224H226V226H227ZM256 225V224H255ZM151 226V225H150ZM154 226V225H153ZM170 226H171V224H170ZM197 226V225H196ZM199 226V225H198ZM211 226V225H210ZM231 227H232V225H230ZM233 226H234V229H233V235H231V237L230 238H227V237H224L223 238V236H222V239H223V241H221V242H216V241H214V240H211V239H213V238H211L210 239V237H211V233H209V232H207V231H203L202 230V232H201V234H199L200 236H202V238L204 239V242H205V244H206V246H207V253H209V254H206V251H204V249L202 250V251H204V252H202L203 254H205V255H207L208 256V260H207V262L205 263V264H264V261H263V259H264V247H263V243H264V231L261 233H259V234H257V235H255V233L253 234L254 236H248V231L249 230H247V226L244 224V223H242V221L241 222H239V220H236V222H233ZM252 226V225H251ZM60 227V226H59ZM69 227V226H68ZM128 227H129V225H128ZM137 227V226H136ZM141 227V226H140ZM155 227V226H154ZM154 227H152V229L154 228ZM173 227H175V226H173ZM173 227H172V229H171V232H170V234L171 233H173L174 232V230H173ZM187 227V226H186ZM194 227V226H193ZM218 227H222L221 226V224L220 225H218ZM29 228V227H28ZM32 228V227H31ZM49 228V227H48ZM64 228V227H63ZM142 228V227H141ZM144 228V227H143ZM149 228V227H148ZM157 228V227H156ZM161 228H163V227H161ZM169 228V227H168ZM181 228V227H180ZM179 228V229H180ZM198 228V227H197ZM215 228V227H214ZM223 228V227H222ZM253 228V227H252ZM251 228V229H252ZM258 228V227H257ZM260 228V227H259ZM56 229V228H55ZM65 229V228H64ZM134 229V228H133ZM203 229H204V227H203ZM227 229V228H226ZM256 229V228H255ZM46 230H48V229H46ZM61 230H62V228H61ZM142 230V229H141ZM140 229H139V231H141ZM146 230V229H145ZM151 230V229H150ZM194 230V229H193ZM197 230V229H196ZM52 231H53V229H52ZM65 231V230H64ZM68 231V230H67ZM153 231V230H152ZM219 231H222V230H219ZM227 231V230H226ZM46 232V231H45ZM54 232H57V231H54ZM59 232H60V230H59ZM63 232V231H62ZM138 232V231H137ZM136 232V233H137ZM142 232V231H141ZM143 232H145L144 230H143ZM143 232L141 233V234H143ZM148 232V231H147ZM177 232V231H176ZM175 232V233H176ZM187 232V231H186ZM194 232V231H193ZM198 232V231H197ZM196 232V233H197ZM199 232H200V229H199ZM223 232H224V230H223ZM50 233V232H49ZM135 233V234H136ZM174 233V234H175ZM216 233V232H215ZM220 233V232H219ZM218 233V234H219ZM230 233V232H229ZM40 234V233H39ZM66 234V233H65ZM152 234V233H151ZM154 234H155V232H154ZM165 234V233H164ZM198 234V233H197ZM218 234H217V236H218ZM250 234V233H249ZM40 235H42V234H40ZM45 235V234H44ZM47 235V234H46ZM48 235H50V234H48ZM61 235V234H60ZM139 235H140V232H139ZM144 235L145 236H148L147 234H145L144 233ZM143 235V236H144ZM153 235V234H152ZM168 235V234H167ZM172 235V234H171ZM176 235H177V233H176ZM193 235V234H192ZM214 235V234H213ZM229 235V236H230ZM39 236V235H38ZM71 235H69V237H70ZM184 236H186V234L184 235ZM216 238H217V236L216 235H214ZM224 236H226V234H224ZM227 236H228V232H227ZM49 237V236H48ZM53 237H54V235H53ZM168 237H170V236H168ZM197 237V236H196ZM199 237V236H198ZM219 237V236H218ZM31 238V237H30ZM66 238V237H65ZM64 238V239H65ZM135 238H138L137 237V235H136V237ZM177 238V237H176ZM28 239V238H27ZM47 239V238H46ZM49 239V238H48ZM53 239V238H52ZM59 239H61V238H59ZM72 239V238H71ZM131 239V238H130ZM172 239H173V237H172ZM175 239V238H174ZM185 239V238H184ZM195 239V238H194ZM38 240V239H37ZM45 240V239H44ZM50 240V239H49ZM54 240V239H53ZM62 240V239H61ZM60 240V241H61ZM86 240V238L84 237V240L83 241H85ZM135 240V239H134ZM139 240V239H138ZM170 240H171V238H170ZM176 240V239H175ZM178 240V239H177ZM216 240V239H215ZM219 240V239H218ZM33 241V240H32ZM83 241L81 240V243H83ZM143 241H144V243L146 244V247L148 248L147 249V252L149 251V249L151 250V245H150V243H149V241H148V238L147 237H143ZM185 241V240H184ZM194 241V240H193ZM35 242V241H34ZM87 242V241H86ZM99 242V241H98ZM97 242V243H98ZM174 242V241H173ZM188 242V241H187ZM195 242V241H194ZM203 241H201V243H204ZM38 243H40L41 244V242H38ZM73 243H76L75 242V240H74V242ZM72 243V244H73ZM96 243V244H97ZM141 244H142V240H141V242H140ZM157 243V242H156ZM169 243H171V241H169ZM39 244V245H40ZM43 244H45V243H43ZM47 244V243H46ZM63 244V243H62ZM69 243H67V245H68ZM71 244V245H72ZM117 244V243H116ZM135 244V243H134ZM183 244V243H182ZM194 244V243H193ZM38 245V246H39ZM49 245H51V244H49ZM48 245V246H49ZM53 245H57V243L55 244H53ZM66 245V244H65ZM70 245V246H71ZM75 245V244H74ZM73 245V246H74ZM76 245L78 246L79 244H77L76 243ZM81 245V244H80ZM90 245H92V244H90ZM105 245V244H104ZM107 245V244H106ZM111 245H113V243L111 244ZM110 245V246H111ZM154 245H155V243H154ZM157 245H158V243H157ZM192 245V244H191ZM202 245V244H201ZM37 245H35V247H36ZM45 246V245H44ZM69 246V247H70ZM72 246V247H73ZM87 246H88V244H87ZM102 246H103V244H102ZM107 246H109V245H107ZM105 247L106 249L108 248V247ZM117 245H115V247H116ZM140 246H143V245H140ZM203 246H205V245H202V247ZM49 247H51V246H49ZM59 247V246H58ZM62 247V246H61ZM76 246H74V248H75ZM81 247V246H80ZM83 247H85V246H83ZM90 247V246H89ZM88 247V248H89ZM95 247H97V246H95ZM115 247H113V248H115ZM158 247V246H157ZM200 247V246H199ZM30 248V247H29ZM64 248V247H63ZM66 248V247H65ZM91 248H94V245H93V247L91 246ZM110 248V247H109ZM141 248H144V246L143 247H141ZM140 248V249H141ZM161 248V247H160ZM166 248V247H165ZM201 248V247H200ZM205 248V247H204ZM32 249V248H31ZM44 249H47V248H44ZM52 249V248H51ZM50 249V250H51ZM80 249H82V247L80 248ZM86 249V252H87V250H90V249H87V248H85ZM95 249V248H94ZM98 249V248H97ZM116 249V248H115ZM156 249V248H155ZM154 249V250H155ZM17 250V251H18ZM35 250V248L33 249V251ZM39 250V249H38ZM49 250V251H50ZM64 250V249H63ZM112 250V248H110V250L109 251H111ZM120 250V249H119ZM143 250V249H142ZM153 250V251H154ZM164 250V249H163ZM16 251V250H15ZM16 251V252H17ZM32 251V252H33ZM41 251V250H40ZM40 251H37V253L38 252H40ZM45 251V250H44ZM55 251V250H54ZM68 251V250H67ZM84 251V249L82 250V252H81V250H80V255H82L81 253H84L83 252ZM103 251V250H102ZM107 251V250H106ZM113 251V250H112ZM116 251V250H115ZM115 251L114 252H112L113 254L115 253ZM159 251H160V249H159ZM171 251V250H170ZM51 252V251H50ZM49 252V253H50ZM89 252V251H88ZM92 252H94V251H92ZM96 252V251H95ZM151 253H152V251H150ZM155 253H157V251H154ZM161 252H163V251H161ZM99 253V252H98ZM149 253V252H148ZM150 253V255H152ZM164 253V252H163ZM42 254V253H41ZM100 254V253H99ZM120 254V253H119ZM199 254H201V253H199ZM29 255V254H28ZM39 255V254H38ZM89 255V254H88ZM96 256H97V254H95ZM102 254H100V256H101ZM104 255V254H103ZM116 255V254H115ZM40 256V255H39ZM38 256V258H40ZM43 256V255H42ZM44 256H45V254H44ZM87 256V255H86ZM108 256V255H107ZM112 256V255H111ZM146 256H148V254L146 255ZM153 256V255H152ZM59 257V256H58ZM90 257H92V256H89V258ZM103 257V256H102ZM120 257V256H119ZM157 257V256H156ZM202 257H203V255H202ZM26 258V257H25ZM33 259H34V256L32 257ZM45 258V257H44ZM53 258L55 259V257L53 256ZM52 258V259H53ZM70 258V257H69ZM84 258V257H83ZM108 258H110V257H108ZM114 258V257H113ZM112 258V259H113ZM117 258V257H116ZM150 258V257H149ZM155 258V255H154V257H153V259ZM158 258V257H157ZM205 258V257H204ZM205 258V259H206ZM12 259V258H11ZM10 259V260H11ZM15 259V258H14ZM23 259V258H22ZM33 259H31L32 260V262H33ZM40 259H43L42 257L40 258ZM40 259H39V261H40ZM78 259V258H77ZM86 259H87V257H86ZM91 259V258H90ZM92 259H93V257H92ZM96 259V258H95ZM97 259H99V258H97ZM112 259H110V260H112ZM120 259H121V257H120ZM124 259V258H123ZM176 259V258H175ZM203 259V258H202ZM19 260V259H18ZM30 260V259H29ZM46 260H47V258H46ZM78 260H80V259H78ZM83 260V259H82ZM100 260H103V259H100ZM110 260H107V261H110ZM118 260H119V258H118ZM151 260V259H150ZM159 260V259H158ZM158 260H157V262H158ZM204 260V259H203ZM16 261V260H15ZM21 261V260H20ZM20 261L18 262L19 264H21L20 263ZM34 261H36L37 262V259H35ZM43 261V260H42ZM41 261V264L43 263ZM45 261V260H44ZM57 261V260H56ZM62 261V260H61ZM74 261V260H73ZM84 261H87V260H84ZM93 261V260H92ZM105 261V260H104ZM103 261V262H104ZM131 261V260H130ZM164 261V260H163ZM200 261V260H199ZM205 261V260H204ZM29 262V261H28ZM32 262H30V264L32 263ZM96 262H97V260H95V263L94 264H96ZM100 262V261H99ZM160 262V261H159ZM27 263V262H26ZM34 263V262H33ZM109 263V262H108ZM112 263L114 264L115 262L112 260ZM155 263V262H154ZM153 263V264H154ZM203 263V262H202ZM10 264V263H9ZM23 264H25V263H23ZM37 264H39V262L37 263ZM44 264V263H43ZM89 264H91V263H89ZM92 264H93V262H92ZM102 264V263H101ZM116 264H118V263H116ZM121 264V263H120ZM166 264H167V262H166ZM196 264H198V263H196Z\"/></svg>",
    "mask_w": 264,
    "mask_h": 264
}]
</instances>
